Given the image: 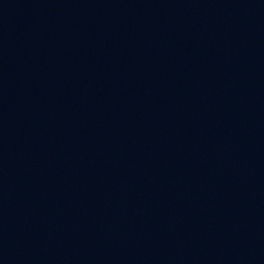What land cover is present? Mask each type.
<instances>
[{"label":"water","instance_id":"1","mask_svg":"<svg viewBox=\"0 0 264 264\" xmlns=\"http://www.w3.org/2000/svg\"><path fill=\"white\" fill-rule=\"evenodd\" d=\"M155 264H264V0H127Z\"/></svg>","mask_w":264,"mask_h":264}]
</instances>
